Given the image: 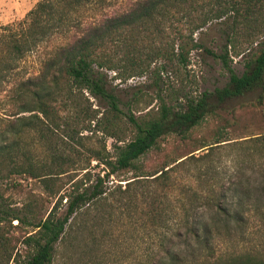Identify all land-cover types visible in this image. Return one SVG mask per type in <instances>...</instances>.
Wrapping results in <instances>:
<instances>
[{
  "label": "trees",
  "instance_id": "obj_1",
  "mask_svg": "<svg viewBox=\"0 0 264 264\" xmlns=\"http://www.w3.org/2000/svg\"><path fill=\"white\" fill-rule=\"evenodd\" d=\"M243 1L263 0H38L23 19L0 26V181L38 178L54 200L39 220L0 200V264H54L66 238L75 253L84 247L101 261L119 256L125 241L131 264H264V133L235 139L219 129L199 145L203 154L149 170L140 163L168 135L191 140L228 99L258 91L264 116V41L242 74L230 63L232 36L221 53L206 49L228 82L178 109L163 102L149 118L125 112L112 85L161 60L187 65L204 47L195 34ZM124 123L134 129L128 141L118 133ZM86 130L123 143L112 155L105 143L88 146ZM93 159L104 175L92 172ZM126 171L125 185L109 184ZM25 218L34 232L22 255L6 225Z\"/></svg>",
  "mask_w": 264,
  "mask_h": 264
},
{
  "label": "rangeland",
  "instance_id": "obj_2",
  "mask_svg": "<svg viewBox=\"0 0 264 264\" xmlns=\"http://www.w3.org/2000/svg\"><path fill=\"white\" fill-rule=\"evenodd\" d=\"M37 1L0 0V26L23 19ZM195 36L204 47L192 51L187 65L176 62L164 64L165 62L161 60L143 75L129 79H113L112 85L122 99L121 106L125 112H132L136 117L149 118L161 109L163 102L178 109L190 99L199 98L203 92L214 91L215 88L224 86L229 80V73L222 61L206 49L221 53L225 50L231 36L233 40L228 47L231 54L230 63L237 73L242 74L248 62L259 51L261 42L264 41V0L256 5L253 2L249 4L243 1L239 12L211 20ZM29 64L33 65L34 61L31 60ZM161 65L164 66L161 67ZM110 75H115V72L110 71ZM258 98L259 92L253 91L216 104L215 111L200 125L193 128L191 140L182 142L179 137L168 135L160 140L161 149L148 153L140 163L149 170L162 165L166 160L190 155L195 150L197 155L203 154L206 150H197L199 145L202 141L212 142L214 134H217L219 129L225 130L228 136L235 139L264 133V116L260 113L259 107L255 106ZM90 101L94 108L105 109V105L98 99L90 96ZM133 131L131 125L124 123L123 130L118 133L128 141L132 138ZM83 134L93 136L91 140L84 141L88 146L100 148L105 143L107 151L112 155H115L116 146L123 143L101 131L93 134L86 130ZM55 139L59 141L60 136L55 135ZM36 154L34 161L38 162L37 159L42 158V155L39 152ZM225 165L231 166L232 162L227 160ZM90 167L93 173L100 172L104 175L106 172L105 164H98V161L94 159ZM131 176L132 172L129 171L124 172L121 177L111 176L113 181L109 184L115 182L125 185L127 181L119 179ZM0 182L2 195L0 200H3L7 206L18 209L22 215L31 214L28 212V209H31L39 220L46 217L53 208L54 200L48 197L43 183L38 178L22 175ZM64 208L63 205L61 211H64ZM29 221V218H25L24 221L16 219L6 225L9 230L8 235L17 247L16 251L22 255L28 252L23 242L25 237L34 232V226ZM83 251L84 247L75 253L66 238L62 240L61 245H58L54 264H131L125 241L120 255L114 257L115 260L112 257L101 261V256L94 257Z\"/></svg>",
  "mask_w": 264,
  "mask_h": 264
}]
</instances>
